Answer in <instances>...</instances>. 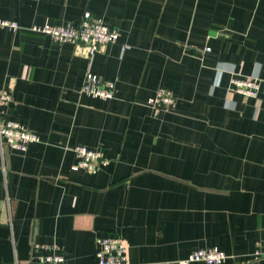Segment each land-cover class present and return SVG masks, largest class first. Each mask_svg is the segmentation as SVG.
Listing matches in <instances>:
<instances>
[{
    "label": "crops",
    "instance_id": "crops-1",
    "mask_svg": "<svg viewBox=\"0 0 264 264\" xmlns=\"http://www.w3.org/2000/svg\"><path fill=\"white\" fill-rule=\"evenodd\" d=\"M86 13L119 42L89 54L31 31ZM0 20L21 27L0 26V89L13 98L0 119L40 137L24 152L0 144V264H97L112 237L129 264L210 248L225 264H264V0H0ZM87 73L115 98L81 94ZM247 77L257 97L233 90ZM160 88L176 105L156 112ZM77 146L110 163L73 170Z\"/></svg>",
    "mask_w": 264,
    "mask_h": 264
},
{
    "label": "built area",
    "instance_id": "built-area-1",
    "mask_svg": "<svg viewBox=\"0 0 264 264\" xmlns=\"http://www.w3.org/2000/svg\"><path fill=\"white\" fill-rule=\"evenodd\" d=\"M2 28L18 31L21 27L10 21L0 20ZM31 31L49 36L52 40L59 43H70L89 48V54L101 52L106 46L116 44L120 39V32L109 28L102 20L94 18L90 13H86L81 24L78 26H53L44 27L34 26ZM125 50V48H123ZM206 51H210L207 49ZM232 88L235 92L246 97H257L260 89V80L257 77L233 78L231 80ZM81 94L99 98L102 100H111L116 96V87L113 82L87 73ZM13 98L9 91L0 89V108L9 105ZM176 105V98L172 91L167 88H160L156 95L148 102V106L156 112L168 110ZM40 142V137L32 130L17 122H2L0 119V144L7 145L11 149L18 151H27L29 146ZM78 162L73 167L75 171H85L89 174H96L110 162L105 158L102 152L90 150L84 146H77L73 149ZM100 250L98 251L97 264H129V245L121 238H101L99 240ZM39 244L34 243V251H39ZM57 247L55 246V249ZM256 259H264V245H258L254 253ZM231 259L226 253L218 248L197 250L187 259L182 260L180 264H191L202 262L205 264H225ZM15 264H20L15 262ZM31 264V263H25ZM37 264H68L65 258L58 254H50L37 257Z\"/></svg>",
    "mask_w": 264,
    "mask_h": 264
},
{
    "label": "water",
    "instance_id": "water-1",
    "mask_svg": "<svg viewBox=\"0 0 264 264\" xmlns=\"http://www.w3.org/2000/svg\"><path fill=\"white\" fill-rule=\"evenodd\" d=\"M86 52H88V53L90 52L89 48L86 49Z\"/></svg>",
    "mask_w": 264,
    "mask_h": 264
}]
</instances>
